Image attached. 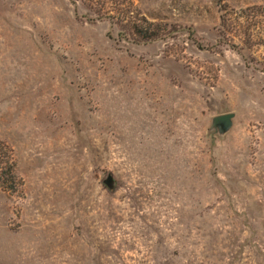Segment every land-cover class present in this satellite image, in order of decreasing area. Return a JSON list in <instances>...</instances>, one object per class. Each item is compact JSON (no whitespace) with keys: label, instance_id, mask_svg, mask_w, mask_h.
<instances>
[{"label":"rangeland","instance_id":"374dc122","mask_svg":"<svg viewBox=\"0 0 264 264\" xmlns=\"http://www.w3.org/2000/svg\"><path fill=\"white\" fill-rule=\"evenodd\" d=\"M222 5L0 0V264H264V0Z\"/></svg>","mask_w":264,"mask_h":264},{"label":"water","instance_id":"95a60500","mask_svg":"<svg viewBox=\"0 0 264 264\" xmlns=\"http://www.w3.org/2000/svg\"><path fill=\"white\" fill-rule=\"evenodd\" d=\"M233 118V114H225L214 117L211 120V131L213 134L221 137L228 133L232 128ZM103 183L109 190L114 188V180L110 175L106 177Z\"/></svg>","mask_w":264,"mask_h":264},{"label":"trees","instance_id":"16d2710c","mask_svg":"<svg viewBox=\"0 0 264 264\" xmlns=\"http://www.w3.org/2000/svg\"><path fill=\"white\" fill-rule=\"evenodd\" d=\"M215 1L221 6L225 0H215ZM140 38H141L142 41H145V42L148 41V40H151L145 34H142L140 36ZM2 166H3V163L0 162V184H5V178L8 176V174L11 173L13 165H12V163L8 162V163H6L4 165L5 167H2Z\"/></svg>","mask_w":264,"mask_h":264}]
</instances>
